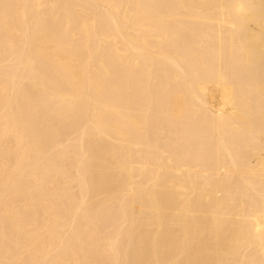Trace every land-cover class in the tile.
<instances>
[{
	"label": "bare ground",
	"instance_id": "1",
	"mask_svg": "<svg viewBox=\"0 0 264 264\" xmlns=\"http://www.w3.org/2000/svg\"><path fill=\"white\" fill-rule=\"evenodd\" d=\"M0 264H264V0H0Z\"/></svg>",
	"mask_w": 264,
	"mask_h": 264
}]
</instances>
